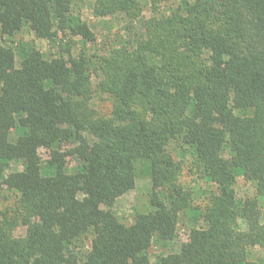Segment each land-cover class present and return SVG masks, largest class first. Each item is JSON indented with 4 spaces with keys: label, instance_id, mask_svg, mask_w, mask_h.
Listing matches in <instances>:
<instances>
[{
    "label": "trees",
    "instance_id": "trees-1",
    "mask_svg": "<svg viewBox=\"0 0 264 264\" xmlns=\"http://www.w3.org/2000/svg\"><path fill=\"white\" fill-rule=\"evenodd\" d=\"M74 1L0 0V38L26 26L37 40L55 31L70 45L50 57L32 48L15 68L14 49L0 44V195L4 188L17 200L0 209V264H150L153 240L174 239L189 203L174 185L179 165L169 140L195 151L216 194L203 213L206 227L166 264H259L247 257L249 248L264 249L258 202H239L233 184L241 171L264 197V0H179L169 15L144 23L145 38L94 56V86L89 59L70 54L76 39L95 41L73 19ZM142 1L92 0V15L135 20ZM147 1L156 13L175 0ZM96 92L112 101L108 117L89 108ZM225 146L228 159L220 156ZM66 157L80 167L67 173ZM11 162L23 170L7 172ZM136 163L166 191L126 225L111 208L133 190ZM18 227L23 236L14 235ZM82 241L89 248L79 254Z\"/></svg>",
    "mask_w": 264,
    "mask_h": 264
},
{
    "label": "rangeland",
    "instance_id": "rangeland-1",
    "mask_svg": "<svg viewBox=\"0 0 264 264\" xmlns=\"http://www.w3.org/2000/svg\"><path fill=\"white\" fill-rule=\"evenodd\" d=\"M179 0L160 4L156 13H152L150 4L147 0L142 1V11L138 19L128 20L122 15H113L105 18H95L92 15V0H75L72 6V17L74 20H81L87 24L95 36L93 43H83L80 40L75 41L71 47L70 54L76 56L81 53L89 59V73L92 85L94 86L100 79L94 56L104 55L111 48L120 47L123 44L132 46L135 41L145 38L144 23L152 18H160L169 15L180 5ZM25 14V12H24ZM66 43V42H65ZM64 41L55 31L52 32V38L48 41L37 40L25 26L11 38H0V44H8L15 51V68L19 67L22 58L34 48L42 52L46 57L61 53L65 47ZM65 56L64 54H62ZM223 80L230 82L231 79L223 74ZM112 101L103 94L96 92L89 103V108L95 112L98 117H108L111 112ZM236 114H240L235 112ZM154 123L156 120L152 119ZM20 133L18 129L11 132L10 140H14ZM68 147V146H66ZM166 151L170 157L179 165V171L174 185L180 187L189 196L188 206L178 215L176 226V235L171 241H159L154 239L147 254L150 264H166L170 255L177 253L182 243L186 242L196 229L206 227L203 220V213L211 196L216 194V188L205 178L196 161L195 151L182 145L180 140H169L166 143ZM42 169L47 171V156L41 152ZM221 158H229V150L225 146L220 154ZM65 168L67 173L77 170L80 165V159L76 157L65 158ZM23 165L20 162H11L8 165L7 172L21 171ZM233 188L236 199L243 202L247 199H256L259 208V221L264 224V197L256 196L255 183L249 181L241 171L235 172ZM165 189L153 188L150 180L148 167L141 163L135 165V186L133 190L119 197L111 208V211L117 219L123 224H129L135 213H145L150 210L149 200L152 197H163ZM80 197L79 194H75ZM16 196L12 192L1 189L0 209H13L16 204ZM241 229L244 228L242 220H238ZM15 236H23L24 228L18 227L14 231ZM76 252L85 253L89 244L87 241L79 242L76 246ZM247 257L259 264H264V249L259 247L249 248Z\"/></svg>",
    "mask_w": 264,
    "mask_h": 264
}]
</instances>
